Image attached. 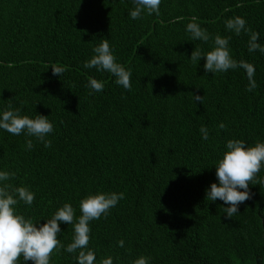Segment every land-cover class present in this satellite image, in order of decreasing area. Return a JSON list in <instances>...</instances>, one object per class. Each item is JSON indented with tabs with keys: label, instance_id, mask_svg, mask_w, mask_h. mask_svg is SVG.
Segmentation results:
<instances>
[{
	"label": "trees",
	"instance_id": "trees-1",
	"mask_svg": "<svg viewBox=\"0 0 264 264\" xmlns=\"http://www.w3.org/2000/svg\"><path fill=\"white\" fill-rule=\"evenodd\" d=\"M133 7V0H0V112L10 103L22 115L48 116L54 127L49 148L0 129V171L14 172L9 183L35 195L16 211L44 223L69 202L79 217L88 193L122 192L106 218L90 222L97 260L131 264L144 255L149 264H264V184H249L251 199L232 218L223 212L228 205L206 197L229 139L264 142V53L249 52V35L225 26L244 18L264 46V0H161L159 15L135 20ZM192 21L208 31V42L191 39ZM217 34L230 37L234 59L254 65L255 90H246L242 68L211 73L203 57L191 62L194 48L210 50ZM101 39L131 70V90L84 67ZM53 64L65 71L53 75ZM90 77L103 81L102 91L88 87ZM193 91L202 104L193 102ZM58 223L67 245L73 226ZM77 254L60 249L50 264H77Z\"/></svg>",
	"mask_w": 264,
	"mask_h": 264
},
{
	"label": "clouds",
	"instance_id": "clouds-1",
	"mask_svg": "<svg viewBox=\"0 0 264 264\" xmlns=\"http://www.w3.org/2000/svg\"><path fill=\"white\" fill-rule=\"evenodd\" d=\"M160 3L161 0H133L134 7L129 15L134 20L143 19L145 14L159 15ZM225 26L236 35H240L242 31L249 35V52L259 50L264 53V46L257 42L259 33L247 28L244 18L236 16L227 19ZM186 31L191 34L192 40L208 42L210 39L208 31L195 21L187 24ZM229 40L230 37L215 35L211 49L202 51L201 48L195 47L191 52L190 60L197 65L203 57L205 72L220 73L238 67L244 69L248 79L246 90L251 92L257 88L254 65L242 59L239 61L234 59L229 48ZM92 51L94 54L84 63V67L106 71L115 77L117 85L131 90V70L116 61L108 40L101 39ZM51 68L53 75L57 76L65 71V67L57 64L51 65ZM88 87L100 92L104 88V83L90 77ZM192 99L196 104H202L204 101L203 96L196 91L192 92ZM218 127L225 129L226 125L221 122ZM0 129L12 135L23 133L27 137H35L45 148L52 145V141L47 137L53 132L54 127L48 116L38 113L34 117L22 115L21 109L13 108L10 103L0 112ZM199 131L204 140L209 138L206 126L201 125ZM25 146L31 150L32 139H26ZM262 168H264V142L258 140L249 145L240 139H229L226 142V151L215 164L218 183L210 184L209 189L206 190L207 199L213 202L217 199L223 201L228 205L223 207V212L228 218H232L239 212V204L251 199L249 184H264V178H257ZM14 178V172L0 171V264H20L21 258L25 262L31 261L32 264H50L53 252H59L60 249L68 253H78L75 256L77 264H113L111 256L97 260L95 251L89 248L90 222L102 216L106 218L110 209L124 199L122 192L88 193L79 201L81 213L79 217L75 216L72 204L64 202L49 219L44 223H38L16 211L15 206L19 201L31 206L35 195L28 186H14L9 183ZM58 222L73 226L71 242L67 245L62 244L58 239V234L61 232ZM117 244L123 247L124 241L121 239ZM149 260L150 257L140 255L131 264H149Z\"/></svg>",
	"mask_w": 264,
	"mask_h": 264
}]
</instances>
